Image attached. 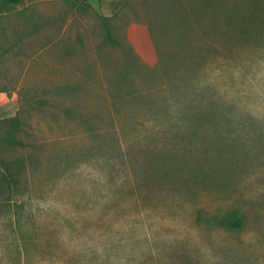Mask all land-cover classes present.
<instances>
[{
  "label": "rangeland",
  "instance_id": "1",
  "mask_svg": "<svg viewBox=\"0 0 264 264\" xmlns=\"http://www.w3.org/2000/svg\"><path fill=\"white\" fill-rule=\"evenodd\" d=\"M0 264H264V0H0Z\"/></svg>",
  "mask_w": 264,
  "mask_h": 264
},
{
  "label": "trees",
  "instance_id": "2",
  "mask_svg": "<svg viewBox=\"0 0 264 264\" xmlns=\"http://www.w3.org/2000/svg\"><path fill=\"white\" fill-rule=\"evenodd\" d=\"M5 4L7 5H12V4H20L23 2V0H2ZM86 1V0H83ZM198 212H201L200 210ZM210 218H205V223L211 224L214 226H217L222 229L230 230V231H237L242 229L239 226L240 222V216L236 211H230L227 212L224 215H221L219 213H212L209 215Z\"/></svg>",
  "mask_w": 264,
  "mask_h": 264
}]
</instances>
